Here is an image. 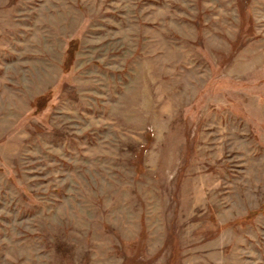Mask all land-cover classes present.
<instances>
[{
    "label": "rangeland",
    "instance_id": "obj_1",
    "mask_svg": "<svg viewBox=\"0 0 264 264\" xmlns=\"http://www.w3.org/2000/svg\"><path fill=\"white\" fill-rule=\"evenodd\" d=\"M0 264H264V0H0Z\"/></svg>",
    "mask_w": 264,
    "mask_h": 264
},
{
    "label": "trees",
    "instance_id": "obj_2",
    "mask_svg": "<svg viewBox=\"0 0 264 264\" xmlns=\"http://www.w3.org/2000/svg\"><path fill=\"white\" fill-rule=\"evenodd\" d=\"M76 50H77V43L76 42H71L69 44V48H68V51H67V59H66V62H65V67L69 70L72 65H73V61H74V58H75V53H76ZM47 99L46 97H41L37 100L36 102V110L37 112L39 113L40 111L44 110L46 105H47Z\"/></svg>",
    "mask_w": 264,
    "mask_h": 264
}]
</instances>
